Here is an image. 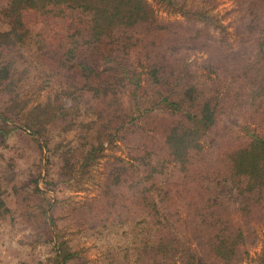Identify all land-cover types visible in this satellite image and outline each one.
Returning a JSON list of instances; mask_svg holds the SVG:
<instances>
[{
  "label": "trees",
  "instance_id": "16d2710c",
  "mask_svg": "<svg viewBox=\"0 0 264 264\" xmlns=\"http://www.w3.org/2000/svg\"><path fill=\"white\" fill-rule=\"evenodd\" d=\"M157 1L177 7L174 0ZM8 7L17 28L33 17L38 21L42 60L60 80L53 99L70 103L66 110L55 107L48 121L91 117L82 134L85 162L95 158L103 139L130 147L133 208L156 226L157 245L169 249L182 229L202 232L219 260L232 259L242 235L212 191L232 186L250 221L255 210H264V36L259 32L252 40V54L227 58L217 45L206 48L198 39L211 17L198 16L201 27L181 29V22L155 21L144 0H9ZM178 12L190 21L187 11ZM245 14L252 34L253 25L264 24V0H249ZM189 50L208 53L207 83L189 72ZM130 86L133 95L143 86L148 91L147 106L134 117L124 113L120 97Z\"/></svg>",
  "mask_w": 264,
  "mask_h": 264
},
{
  "label": "rangeland",
  "instance_id": "374dc122",
  "mask_svg": "<svg viewBox=\"0 0 264 264\" xmlns=\"http://www.w3.org/2000/svg\"><path fill=\"white\" fill-rule=\"evenodd\" d=\"M144 1L155 21L181 22V29L192 30L189 23L199 28L203 23L198 16L211 17L198 39L207 43L206 48L217 45L221 57L248 56L254 52L252 40L259 32L264 36L261 21L250 26L252 34L247 31L249 0H174L177 7ZM8 4L0 0V264H264V210H255L250 221L245 201L228 184L212 192L242 235L232 259L219 260L202 232L182 229L169 249L157 245L156 226L146 224L145 214L133 208L130 147L103 139L95 158L85 162L87 140L82 134L91 117L67 114L66 123L48 121L55 107L66 110L70 103L53 99L60 80L42 60L46 49L35 36L38 21L33 17L24 26H13ZM178 9L188 12V23ZM221 38L229 46L218 42ZM241 44L243 51L238 50ZM186 53L192 77L207 83L210 76L203 61L208 53ZM131 89L120 97L124 113L134 117L147 106L148 91L143 86L133 95ZM41 109L45 115H39ZM98 127L96 133L104 132ZM250 128L260 127L252 123ZM141 249L144 254L137 257Z\"/></svg>",
  "mask_w": 264,
  "mask_h": 264
}]
</instances>
